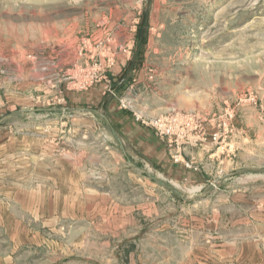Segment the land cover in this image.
Wrapping results in <instances>:
<instances>
[{"label": "rangeland", "instance_id": "374dc122", "mask_svg": "<svg viewBox=\"0 0 264 264\" xmlns=\"http://www.w3.org/2000/svg\"><path fill=\"white\" fill-rule=\"evenodd\" d=\"M174 110L227 123L196 169L101 134ZM0 264H264V0H0Z\"/></svg>", "mask_w": 264, "mask_h": 264}, {"label": "built area", "instance_id": "2783aa9c", "mask_svg": "<svg viewBox=\"0 0 264 264\" xmlns=\"http://www.w3.org/2000/svg\"><path fill=\"white\" fill-rule=\"evenodd\" d=\"M226 112L229 117H233L232 111L227 109ZM140 118L137 116L141 123L150 126L168 144L170 155L174 161L183 162L189 169L197 168L194 165L196 157L193 155L190 159H186L183 154L186 148L205 147L209 145L208 143H221L227 134V123H224L223 131L213 129L216 121L222 118L216 113L211 117H205L196 112L174 110L166 115Z\"/></svg>", "mask_w": 264, "mask_h": 264}, {"label": "crops", "instance_id": "0c3cea01", "mask_svg": "<svg viewBox=\"0 0 264 264\" xmlns=\"http://www.w3.org/2000/svg\"><path fill=\"white\" fill-rule=\"evenodd\" d=\"M124 65L125 62H122L119 71H122ZM113 118L114 126L117 128V124L120 125V129L121 131L123 129V133L115 132L113 128V120L107 118L108 123L105 120L104 121L110 127V133L101 134L106 136L107 140L111 142L110 145H108L115 150H119L122 155L126 157V159L130 160V157L127 155L124 145H130L138 149V153L143 159H147L149 161H157L159 162L161 167L164 165H167L170 168L172 167V170L174 172L178 171L179 169L187 171L183 163H175L170 159L168 144L164 140H162L150 126L141 123L136 117H134L132 113L123 111L117 112L113 115ZM117 145H120L122 150H120ZM203 149L205 150V147L188 148V153H191L195 157L199 155L200 159H202L203 157L201 158V156L205 154ZM194 152H196V154H194ZM216 154L217 152L209 155V152L206 151L207 159L213 158V162L215 161V159H218L214 157L216 156ZM63 163L66 164V161H63Z\"/></svg>", "mask_w": 264, "mask_h": 264}, {"label": "trees", "instance_id": "16d2710c", "mask_svg": "<svg viewBox=\"0 0 264 264\" xmlns=\"http://www.w3.org/2000/svg\"><path fill=\"white\" fill-rule=\"evenodd\" d=\"M149 29L150 11L148 8H145L139 17V22L137 23V30L135 33V43L132 50V56L128 59L120 74V79L122 80L115 81V79L112 78V80L114 81L112 86H114V88L118 90L119 93H121L124 90V87L126 86L124 84V80L125 82H130L132 80L133 73L142 66L145 60V52L149 42ZM107 97L109 98L110 95L107 94V96L104 97V101L106 102L108 99ZM105 121L108 123L107 119H105Z\"/></svg>", "mask_w": 264, "mask_h": 264}]
</instances>
